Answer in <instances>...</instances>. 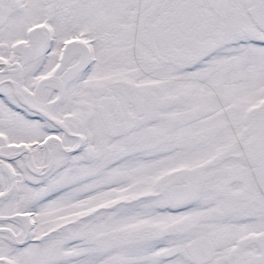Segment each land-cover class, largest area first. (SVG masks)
<instances>
[{
    "label": "snow or ice",
    "instance_id": "1",
    "mask_svg": "<svg viewBox=\"0 0 264 264\" xmlns=\"http://www.w3.org/2000/svg\"><path fill=\"white\" fill-rule=\"evenodd\" d=\"M0 264H264V0H0Z\"/></svg>",
    "mask_w": 264,
    "mask_h": 264
}]
</instances>
